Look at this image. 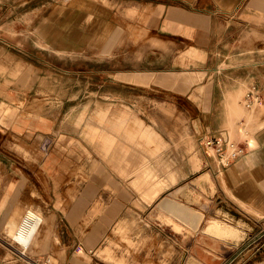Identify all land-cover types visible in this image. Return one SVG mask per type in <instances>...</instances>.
<instances>
[{
    "label": "rangeland",
    "instance_id": "1",
    "mask_svg": "<svg viewBox=\"0 0 264 264\" xmlns=\"http://www.w3.org/2000/svg\"><path fill=\"white\" fill-rule=\"evenodd\" d=\"M73 1L0 0V34L6 38L1 45L5 42L13 64L12 95L5 98L9 105L21 106L18 113L22 117H41L46 128L0 133V205L14 199V206L41 211L50 220L53 237L48 250L31 259L51 258L54 264H68L59 230L62 222L47 210L53 203L50 196L58 191L78 193L90 180L95 165L104 173L107 166L119 175L108 178L119 188L98 189L123 203L119 218L125 220L127 228L119 233L111 229L100 245L109 246L105 254L115 262L95 253L91 258L85 257L87 264H182L178 262L180 242L197 234L204 238L203 229L212 219L230 226L235 223L233 217L219 210L227 203L213 198L217 187L223 190L222 167L212 150L203 146V139L211 134L221 137L227 145L250 142L252 133L264 122V101L248 109L244 105L248 86L240 95L228 98L226 93L233 89L225 86V101L213 106L227 118L219 116L213 120L201 112L196 70L199 59L187 55L194 43L189 41L187 48H181L161 40L155 27L145 25L151 15L161 17V5L169 0H91L107 11V19L114 24L123 21V38L108 53L67 37L40 42L32 28L38 17L51 5L70 6ZM179 66L189 67L187 75L196 78L182 95L155 86L152 80H139L143 74ZM204 73L208 74L206 79L211 78V71ZM214 125L217 134L210 133ZM124 155L129 156L128 161ZM141 160L143 165L156 164L160 177L171 172L177 178L176 184L152 203L146 201V184L141 185L140 178L136 180ZM45 162H49L47 170L43 167ZM53 173L61 177L52 178ZM206 175L209 180L204 179ZM138 184L145 191H139ZM120 188L128 192L126 196L122 197ZM165 198L202 213L198 230L162 212L158 205ZM71 200L58 199L56 207L63 210ZM100 201L101 209L102 198ZM38 216L41 228L43 218ZM5 217L0 211V254H11L10 264H30L8 246L1 229ZM262 223L264 220L251 219L252 229L239 225L245 228L246 237L249 232L247 238H252L263 232ZM13 238L19 241L16 232ZM33 240L24 247L26 250ZM19 242L23 245L24 240ZM30 254L33 255L32 246ZM118 257L121 261H116ZM0 264H4L1 258Z\"/></svg>",
    "mask_w": 264,
    "mask_h": 264
},
{
    "label": "crops",
    "instance_id": "2",
    "mask_svg": "<svg viewBox=\"0 0 264 264\" xmlns=\"http://www.w3.org/2000/svg\"><path fill=\"white\" fill-rule=\"evenodd\" d=\"M161 6V17L153 14L147 18L145 25L148 28L155 27L161 40L173 42L181 48H187L189 41L194 43L187 55L199 59V69L196 70H199V103L203 108L202 113L209 114V118L213 120L219 116L227 118L221 115V110L217 112L213 106L225 101L222 93L225 86L233 89L226 93L227 98L240 95L246 86H256L261 101H264V0H169ZM107 16V11L94 1L74 0L70 6H49L32 28L42 43H47L49 38L67 37L75 43L98 46L102 53H108L123 38V21L114 24ZM5 39V36L0 34V93L3 95H0V133H20L27 128L34 131L46 129L41 117H22L18 113L21 107L19 104L7 103L5 97L12 95L10 73L13 64L5 42L1 45V40ZM187 70L190 68L179 66L143 74L139 80H152L153 85L182 95L187 92L192 81H196V78L187 75ZM208 71H211L210 79H206L208 74L204 73ZM216 126H213L215 129L210 133L217 134ZM237 143L241 145L242 142ZM241 146L244 147V154L229 166L222 168L224 191L217 187L213 198L227 203V207H220L219 210L234 218V226L242 231L243 236L233 239L213 236L204 231L207 227L205 226L202 232L204 238L197 234L185 242H180L179 263L264 264V230L252 238H247L249 232L246 237L245 228L239 225H247L252 229L251 219L264 220V122L252 133L250 142H243ZM84 148L87 151L85 146ZM43 167L47 170L49 162H45ZM105 171L106 173L100 171L99 165H95L94 171L89 174L90 180L78 193L58 191L50 196L53 203L47 210L62 222L59 230L68 255V264H87L85 257L91 258L95 253L106 261L115 262L105 254L109 246L100 248V245L111 229L119 233L127 226L125 220L121 221L119 218L123 203L120 204L118 198L98 189L107 186L119 188L108 180L119 178V175L112 173L107 166ZM57 177L61 176L52 174V178ZM131 178L133 183L135 177L132 175ZM120 193L124 197L128 192L120 188ZM100 198L103 202L101 209ZM58 199L72 200L65 203L61 210L56 207ZM13 201L14 199H10L0 205V211L6 216L1 227L4 237L8 234L12 244L18 243L24 248L31 243L39 229L33 240L32 253L47 251L53 237L50 220L32 207L23 210L21 206H14ZM30 211L43 218L41 228H38L40 224H37V221L27 218L26 215ZM80 230H83V235ZM15 232L19 241L24 240L23 245L15 239L16 237L13 238ZM10 257L11 254L6 252L0 254L4 264L11 263ZM116 261L121 259L118 257Z\"/></svg>",
    "mask_w": 264,
    "mask_h": 264
},
{
    "label": "bare ground",
    "instance_id": "3",
    "mask_svg": "<svg viewBox=\"0 0 264 264\" xmlns=\"http://www.w3.org/2000/svg\"><path fill=\"white\" fill-rule=\"evenodd\" d=\"M124 157L126 158V161H128L129 156L124 155ZM142 162H143V160H141L140 165L138 166V170L136 173L138 175V177L136 178V180H139L138 178H140L142 182H140V180L138 182L141 185L143 182L146 184V188H148V189H147V193L145 195H146V197H148V200H149V201L148 200H146V201L149 203H152L162 192L166 191L168 188L175 185L177 182V178H176L175 174H173L171 172H165L161 176L163 178H161L158 174L159 169H158L156 164L143 165ZM204 179L209 180V175H206L204 177ZM199 182H201V180L198 181V183H197L198 185H199ZM135 183H137V181ZM145 184H143V186ZM135 185H137V184H135ZM141 185L138 184V186H141ZM147 185H148V187H147ZM141 188L143 191H145L142 186L140 187L139 191L141 190ZM142 193L143 192H141V194ZM141 197H142V195H141ZM143 198L144 197H142V199ZM158 208L160 210H162L163 212H166L167 214H169L173 217H176L179 220L185 222V224L187 226H189L194 231L198 230L199 224L201 223V220L203 217L202 214L192 210L191 208H189V207H187V206H185V205H183V204H181L175 200L169 199V198L163 199L162 202L159 203ZM26 216L28 219H30V218L34 219L35 221H37V224L39 223L41 225V218L39 216H36L33 212H31V211L28 212ZM40 225L38 226V228L40 227ZM204 231L213 235V236L226 238V239H228V238L233 239L236 237L243 236V233L239 228H237L235 226H230V225L224 224L223 222H220V221H210L208 223L207 227L204 229ZM5 235L9 241L8 246L9 247L12 246V249L15 251L14 254H16L22 258H25V260L27 259L28 260L27 262L30 264H31V262L34 263L31 258L35 254L29 255L32 244L30 245V249L28 251H26V249H25L26 247L22 248V246H20L18 243L12 244L11 237L8 234H5ZM29 260L31 262H29ZM48 260L54 264V262L52 261L51 258H48Z\"/></svg>",
    "mask_w": 264,
    "mask_h": 264
},
{
    "label": "built area",
    "instance_id": "4",
    "mask_svg": "<svg viewBox=\"0 0 264 264\" xmlns=\"http://www.w3.org/2000/svg\"><path fill=\"white\" fill-rule=\"evenodd\" d=\"M261 95L256 86H251L244 96V105L251 109L261 102ZM204 147L212 150L219 165L224 168L244 154V147L238 143L226 144L219 136L207 135L202 141ZM35 264H52L48 258L32 260Z\"/></svg>",
    "mask_w": 264,
    "mask_h": 264
}]
</instances>
